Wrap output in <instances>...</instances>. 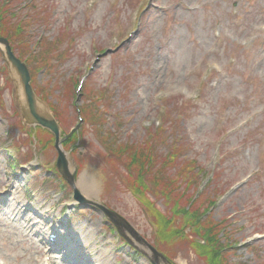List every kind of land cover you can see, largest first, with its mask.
Returning <instances> with one entry per match:
<instances>
[{"label":"rangeland","instance_id":"rangeland-1","mask_svg":"<svg viewBox=\"0 0 264 264\" xmlns=\"http://www.w3.org/2000/svg\"><path fill=\"white\" fill-rule=\"evenodd\" d=\"M14 1L29 22L28 41H8L18 59L34 54L31 85L62 127L76 184L86 173L98 191L88 197L77 189L130 229L121 238L96 205L73 200L55 169V136L23 124L0 50V264H154L143 242L171 264H264V0ZM163 104L172 122L150 144L153 172L179 140L181 156L168 174L192 172L193 163L209 175L198 189L182 182L185 175L176 186L185 199L205 190L197 200L203 209L218 198L206 220L217 224L222 262L195 245L206 242L192 228L157 246L146 203L128 188L134 166L120 147L144 144ZM155 203L161 218L167 206Z\"/></svg>","mask_w":264,"mask_h":264},{"label":"trees","instance_id":"trees-1","mask_svg":"<svg viewBox=\"0 0 264 264\" xmlns=\"http://www.w3.org/2000/svg\"><path fill=\"white\" fill-rule=\"evenodd\" d=\"M26 1L33 2L34 0H24V2ZM14 2V0H0V37L7 38L8 40L12 41V44L14 43L13 40H15V38L20 37V45H22L23 42L28 41L24 40V38L22 37L26 34V28H28L29 22L25 19L21 20L18 11H16V8L13 7ZM25 5L26 7L30 6L28 3H25ZM13 18L17 20L16 23L12 22ZM43 42L44 40L37 43L39 49L42 46ZM19 57L27 62L30 68L33 82V71L31 69L30 61L33 59L34 54L29 53L23 56L20 54ZM36 59V63L40 67L39 56ZM43 99L46 100L45 98ZM164 102L168 103V101ZM162 106L165 108V113L162 116L161 124L160 126L155 128H148L150 138H148L144 144L125 149L123 147H120L123 153L129 151V158L132 163L131 165L134 166V170L129 173L132 177V181L129 182L128 188L131 192L144 199L146 203L145 210L150 217L152 224L156 228L155 233L157 238V246L161 245V242H166L168 244V242H172V240L177 241L179 238H182V234L180 233V231H178L179 228H192L193 230H195L198 237L202 236V239H204L206 242V245L204 246L198 244L195 245L200 247L201 249H204V251L206 252L208 251L206 246H208L211 249V253H213L217 257V259L222 262V260L224 259L223 255L226 249L224 246L221 247L220 241L215 232L217 224H214L216 228L214 226L208 227L207 224L210 207L214 206L217 200L215 201V203L212 202L204 209L201 206L197 207L199 204L197 200L201 197V194L204 193L205 190L204 192L202 191L201 193L193 194L192 198L185 199V192L181 190V187L178 188V186H176V181H179L181 176L185 175L182 177L183 181L182 179L181 181H185L188 186H197L198 189L202 182L201 175L204 174L207 176V174L202 173V171H200V167L196 168V165H194L193 163L188 166V170L192 169V172L187 171V169L186 171L183 170V172H180L181 169H179V172L178 170H175L174 172L176 173V177L168 174L170 171L169 167L171 166L173 168V164L176 165L177 160L181 156L182 141L176 140L172 143V149H169L165 154V159L161 162V167L157 171L153 172L155 165L158 163V156L157 152L154 151V148H152L150 144L158 140L165 133H168V129L169 127H171L170 123L172 122V112L168 111V108L165 104H163ZM180 117L183 118L182 115H180ZM180 120L181 119L175 120V123L179 124ZM174 128L175 127L171 128L172 131L174 130ZM73 139L74 136L69 138L67 141H71L72 143L74 142ZM68 142L65 144H68ZM167 143L169 144V138ZM141 145L144 146L143 149L141 148ZM192 173H195V177ZM196 179L198 180V183H196ZM150 197L153 199V201L150 200ZM155 202H162L167 206V211H165L163 213L164 216L161 217L163 219L156 216L157 212L154 209L156 207ZM200 208L203 210H201ZM195 232L194 234H192V236L194 237L196 236ZM169 235H171L170 239L167 238ZM168 246H170V248L172 247L171 245ZM168 246L165 247L166 250H164V252L165 255L169 256L172 253L168 251ZM200 254L202 255V252ZM216 261L217 260L215 259V262ZM219 264H223V262Z\"/></svg>","mask_w":264,"mask_h":264},{"label":"water","instance_id":"water-1","mask_svg":"<svg viewBox=\"0 0 264 264\" xmlns=\"http://www.w3.org/2000/svg\"><path fill=\"white\" fill-rule=\"evenodd\" d=\"M0 50L3 54L6 65L8 66L9 73L13 75V81L17 87L19 93L18 109L23 119V122L27 126H41L42 128L50 130L55 136V148L58 153L56 167L62 178L73 188L74 199L77 202L91 203L96 205L108 220L117 227L120 234L124 236L126 230L130 229L128 223L115 212L107 209L100 204L87 199L76 187L75 174L76 169L71 173L70 163L67 158V154L61 149V127L52 115L50 108L41 101L34 92L31 85V75L26 63L22 62L15 56L12 47L8 39L0 37ZM21 96V97H20ZM137 240L142 241L138 236H135ZM126 238V237H125ZM129 242L133 244L130 240ZM145 247L149 249L153 258H151L154 264H171L166 261L165 258L155 250L153 246L143 242ZM135 245V244H133ZM136 246V245H135Z\"/></svg>","mask_w":264,"mask_h":264},{"label":"bare ground","instance_id":"bare-ground-1","mask_svg":"<svg viewBox=\"0 0 264 264\" xmlns=\"http://www.w3.org/2000/svg\"><path fill=\"white\" fill-rule=\"evenodd\" d=\"M76 187L80 188V190L83 193L89 194L88 197L92 196L94 194V192L98 191L96 182L94 181V179L92 177H90L86 173L81 175L79 181L76 184ZM92 233H93V230L90 229L89 231L86 232V234L83 237L88 238V237L92 236ZM109 257H110L109 254L106 253V251H105V258H109ZM98 258H100V257H98ZM101 264H108V263H106V260H104V261H102Z\"/></svg>","mask_w":264,"mask_h":264}]
</instances>
